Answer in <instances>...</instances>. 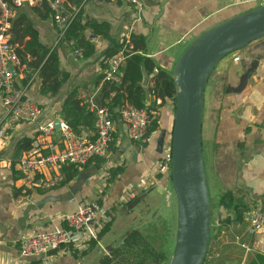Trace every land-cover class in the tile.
<instances>
[{"label": "crops", "instance_id": "obj_1", "mask_svg": "<svg viewBox=\"0 0 264 264\" xmlns=\"http://www.w3.org/2000/svg\"><path fill=\"white\" fill-rule=\"evenodd\" d=\"M245 1L140 0V9L112 0L67 1L69 11L74 16L81 14L84 24L108 26L111 40L96 35L93 29L85 31V39L93 42L96 49L95 55L88 59L75 58L69 43L62 42L47 6L31 8L23 4L15 9L11 27L15 52L24 55L25 61L37 63L43 53L37 49L40 47L47 51V57L40 68L26 69V64L23 65L16 70L15 77L17 84L40 106L42 114L38 122L17 121L8 116L0 104V264H29L32 259L23 257L20 252L21 241L37 232L64 227L61 217L75 213L83 200L100 202L107 215L115 218L114 223L117 214L139 222L134 208L141 203L143 208L153 194L165 192L170 196L168 167L163 166L162 161L173 126L175 105L172 102L159 108L160 130L149 138L146 146L127 138L120 124L121 107L116 108L110 158H97L77 168L78 174L68 182L67 169L71 166L43 171L39 176L41 180L51 179L57 173L65 174L64 182L54 188H25L18 171L20 162L13 166L12 159L19 145L29 144L23 148V157L33 151L46 154L47 142L60 141L59 131L47 138L38 132V126L55 123L57 119L65 122L61 115L62 104L72 90H77L83 105L95 114L96 108L109 104L102 101L101 89L105 82L99 78L104 76L103 57L113 47V41L121 44L129 43L134 35L146 37L147 57L171 74L179 56L197 37L259 7ZM29 49L37 53L35 57ZM52 54H57L60 71L70 75V81L56 97L41 93L45 79L40 71ZM231 57L217 66L205 91L203 155L212 199L218 203L227 192H233L249 211L264 206V38ZM235 58L239 61H234ZM149 78H145L146 85ZM162 130H166L167 137L163 153L158 154L156 144ZM95 133L83 129L80 135L94 138ZM120 166L124 167V173L107 185L110 170ZM79 180L82 183L77 185ZM16 190H21L17 196ZM216 206L208 264H250L258 262L259 257L264 258V231L251 234L249 223L244 219L234 221L228 228L222 226L221 221L228 212ZM109 232L99 239L94 249H90V243L85 251L74 250L77 256L73 255L74 251L51 252L40 259L41 264H96L131 231L113 244L105 241ZM236 238L251 251L246 252Z\"/></svg>", "mask_w": 264, "mask_h": 264}, {"label": "built area", "instance_id": "obj_2", "mask_svg": "<svg viewBox=\"0 0 264 264\" xmlns=\"http://www.w3.org/2000/svg\"><path fill=\"white\" fill-rule=\"evenodd\" d=\"M135 5L138 9L142 7L140 0H112ZM244 3H255L264 6V0H246ZM27 4L31 8L50 9L54 24L63 39L74 15L69 11L67 0H0V104L3 111L17 121L37 123L42 110L36 100L29 96L20 87L16 78L10 70L23 68V63L16 55L11 44V27L15 9ZM75 58L82 59V50L75 49L74 43L69 42ZM128 55L122 50L104 61V82L120 84L121 69ZM234 61H239L235 58ZM115 93L110 95L114 98ZM160 108L162 102L156 101ZM121 127L129 140L141 146L149 141L148 128L154 116L158 112L150 108H136L125 104L119 110ZM113 110L109 106L96 108V133L94 138L87 135H77L72 127L61 122L59 125L60 141L57 144L47 142V153L41 151L26 153L18 164L20 179L25 188L41 187L43 189L54 188L65 180L64 173H57L48 180L39 178L43 171L61 170L66 166L82 168L90 161L97 158L109 159L111 146L116 129ZM53 122L38 126V132L44 136L51 137L55 133ZM170 137V136H169ZM163 154V166L171 163V137L167 141ZM131 198L128 197V201ZM64 227L54 228L51 231L37 232L25 237L20 244V252L23 257L33 259H44L51 252L65 250L85 251L92 241H99L102 230L111 221L103 207L96 201L83 200L75 213L61 217ZM243 219L249 223V232L258 234L264 231V206L244 212ZM236 241L246 251L250 247ZM46 264H50L49 262Z\"/></svg>", "mask_w": 264, "mask_h": 264}, {"label": "water", "instance_id": "obj_3", "mask_svg": "<svg viewBox=\"0 0 264 264\" xmlns=\"http://www.w3.org/2000/svg\"><path fill=\"white\" fill-rule=\"evenodd\" d=\"M264 38V6L233 17L197 37L179 56L171 78L177 89L171 131V185L176 198L177 226L169 264H204L212 234L213 208L203 155L205 91L217 66ZM16 77V70L11 67ZM60 120L54 123L59 131ZM166 130L156 151L163 153ZM15 150L12 165L21 161ZM82 180L78 181L80 185ZM74 192V191H73ZM234 226L238 223H234Z\"/></svg>", "mask_w": 264, "mask_h": 264}, {"label": "trees", "instance_id": "obj_4", "mask_svg": "<svg viewBox=\"0 0 264 264\" xmlns=\"http://www.w3.org/2000/svg\"><path fill=\"white\" fill-rule=\"evenodd\" d=\"M67 1L77 2V0ZM88 28L93 29L96 35H102L104 38L111 40L108 34L109 29L107 25L84 24L82 22L81 14H76V16H74L64 38L62 39V42L66 44L72 41L75 49L82 50L85 59L93 57L96 53L94 43L84 37V33ZM112 43L113 47L105 53L103 62L122 50H125L128 57L121 69V83L118 85L105 82L101 89L102 101H109V104H106V106H110L114 112L116 108L123 107L125 104L132 105L139 109L145 108L149 104L151 109L159 112V107L156 106L157 100L162 102L160 108L165 106L168 102L175 104L177 89L171 78V74L161 69L153 59L147 57L148 41L146 37L142 35H134L131 36L129 43L126 41L121 44L115 43L114 41ZM37 49L43 52L40 53V60L37 63L25 61L24 55H21L17 51L16 55L20 58L23 65L26 64V69H37L47 57L46 50H42L40 47ZM29 53L32 57H35V54H37L35 51L31 50ZM59 67L57 54L50 55L42 65L40 74L44 77L45 83L41 93L45 96H58L62 87L70 81V75L61 72ZM146 77H150L147 85L144 82ZM102 79H104V76L99 78V81ZM112 93H115L114 98L110 97ZM61 115L63 120L72 127L74 133L77 135H80L83 129L93 132L96 131V114L91 112L87 105H83L82 101L78 98L77 90H72L67 94L62 104ZM159 130L160 118L157 115L152 118L149 125L148 137L150 138ZM146 145L147 144L143 146ZM167 167L169 170L168 179L171 184V163H168ZM67 173L66 181L68 182L78 174V170L76 167L71 166L67 169ZM123 173V166L110 170L107 185L113 183ZM20 191L16 190V196L18 194L17 192ZM216 204L228 212V216L221 221L222 226L227 228L231 227V224L234 221L242 222L244 212L248 211L247 206L241 202V198L237 197L233 192H227L219 199L218 203H216L211 197L213 212L217 207ZM114 221L115 218L112 216L111 221L106 224L99 235V239L110 231ZM212 239L213 230L211 241ZM96 245L97 242L92 241L90 249H94ZM70 251L73 252L74 250ZM73 253L74 256H77L75 251ZM85 254L86 253H84V255ZM209 255L210 249L204 264L209 263ZM169 262L167 250L162 247H156L145 233L136 229L126 235L118 247H115L104 254L96 264H169ZM258 263L263 264L264 258L259 257L258 262H252L250 264ZM29 264H41V261L38 258H33Z\"/></svg>", "mask_w": 264, "mask_h": 264}, {"label": "rangeland", "instance_id": "obj_5", "mask_svg": "<svg viewBox=\"0 0 264 264\" xmlns=\"http://www.w3.org/2000/svg\"><path fill=\"white\" fill-rule=\"evenodd\" d=\"M236 54L231 56L233 57ZM169 136L171 137V133H169ZM170 137H168V140ZM170 187L169 197L165 192L161 194H153L147 198V205L145 202L143 208L142 203L140 204V207L134 208V216L137 215L136 218L139 222H135V218L133 217L128 218L117 214L116 222L113 224L111 232L106 235L105 241H109L113 244L120 241L122 235L134 229H138L145 233L156 247L165 248L168 252L170 261L174 248L177 226L176 199L171 184Z\"/></svg>", "mask_w": 264, "mask_h": 264}]
</instances>
